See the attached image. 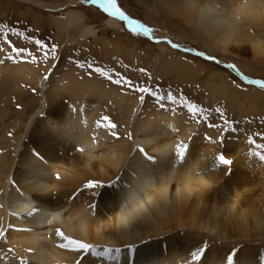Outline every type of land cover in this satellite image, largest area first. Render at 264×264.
<instances>
[{
  "label": "rangeland",
  "instance_id": "1",
  "mask_svg": "<svg viewBox=\"0 0 264 264\" xmlns=\"http://www.w3.org/2000/svg\"><path fill=\"white\" fill-rule=\"evenodd\" d=\"M34 1L40 6L0 0V26H7V35H0V154L6 150L8 140L23 139L29 122L32 119L34 122L46 110L49 95L54 100H62L69 98V92L81 94L89 88L97 96L105 92L110 94L106 101H119L120 111L111 107L109 113L118 132L129 131L134 139L147 124L174 121L180 133L178 137L188 132L184 142L190 156L202 153L212 164L209 168L218 171L219 183L224 186L225 206L222 207L216 189L218 180L211 181L206 189L215 188L207 201L214 208L223 209L222 214L217 212L213 216H217L219 228L228 239L222 241L216 233L201 229H180L179 237H192L194 241L205 238L210 242L207 248H216L227 256L234 254V259L238 249H243L245 254L258 248L264 250V236L248 237L245 229H237L228 217L229 206L235 204L250 215L253 207L260 213L259 220L264 218V160L260 159L264 156V89L247 83V79L264 81V57H254L248 47L224 48L218 42L219 37L206 30L196 13L185 7V0H116L126 15L152 29L151 39L131 32L116 18L118 27L108 28L105 22L110 15L87 0ZM201 1L208 4L210 12L215 8L224 20L232 21L242 34L258 36L260 28H255L247 17L256 0ZM69 10L82 14V25L90 27L94 37L79 39V28L56 30L57 18H63ZM9 40L15 47L25 49V55L9 59L13 55L6 43ZM36 40L49 48L55 45L56 57L49 51L45 60V50L36 47ZM171 43L180 47L173 49ZM197 51L215 60L196 56ZM32 57H36L35 61ZM181 62H187L191 69L182 72ZM97 67L107 75L96 74ZM25 70L33 73L32 80L26 77ZM121 77L130 81L132 87L114 82ZM141 87L165 97L169 92L178 99L182 96L196 106L197 112L190 114L183 104H172L166 99L161 107L153 97L137 91ZM141 95L145 97L143 103ZM131 145L132 152V140ZM4 152L7 160L3 163L0 158V167L5 171L6 165L11 164L9 153ZM220 156L232 164H221ZM15 166L13 159L11 172L5 173L7 181ZM5 192L6 188L2 189V198ZM191 199L192 196L184 207L186 211L191 208ZM211 204L204 212L209 216H212Z\"/></svg>",
  "mask_w": 264,
  "mask_h": 264
},
{
  "label": "bare ground",
  "instance_id": "2",
  "mask_svg": "<svg viewBox=\"0 0 264 264\" xmlns=\"http://www.w3.org/2000/svg\"><path fill=\"white\" fill-rule=\"evenodd\" d=\"M19 1L40 6L34 0ZM185 4L206 30L219 37L224 48L248 47L254 57H264V0H256L247 14L255 28H260L254 37L242 34L215 8L210 7V12L205 1L185 0ZM83 21L81 13L69 10L57 18L55 28L58 32L79 28L81 40L94 37L95 32L82 25ZM105 24L114 30L118 27L112 16ZM191 67L181 62L179 69L185 72ZM25 72L32 80L33 73ZM67 96L54 100L49 95L46 110L34 122L30 119L23 139L7 141L11 165H6L5 171L0 167V193L6 188L4 198L0 195V264H77L78 260L82 264H228L225 252L207 248V239L194 241L177 234L180 229H201L216 233L222 241L228 239L213 216L222 214L223 209L207 201L215 188L206 189L211 181L219 183L218 171L209 168L212 164L202 153L191 157L187 150L183 159L176 154L177 145H186L188 132L178 137L174 121H155L141 127L134 139L129 138V131L118 132L117 128V139L97 125L104 123V116L114 122L110 108L119 112V101H106L110 94L97 96L90 88ZM4 151L0 154L3 163L7 160ZM13 159L16 166L7 181L5 173L11 172ZM90 180L98 186L86 189ZM216 189L224 207V186L219 183ZM190 196L193 203L186 211ZM209 203L212 216L204 213ZM234 205L229 206L228 215L233 225L245 229L248 237L264 236L260 213L252 207L250 215ZM57 228L98 251L119 248L120 255L106 260L60 249L56 246L61 243L55 236ZM160 235L164 237L158 239ZM199 248L205 252L193 260ZM238 250L232 264H264L263 249L247 254Z\"/></svg>",
  "mask_w": 264,
  "mask_h": 264
},
{
  "label": "snow or ice",
  "instance_id": "3",
  "mask_svg": "<svg viewBox=\"0 0 264 264\" xmlns=\"http://www.w3.org/2000/svg\"><path fill=\"white\" fill-rule=\"evenodd\" d=\"M87 3L92 4V5H98L100 8L103 9V11L105 13H107L108 15L122 21L125 23V25L127 26V28L129 30H131V32L137 34V35H144V36H149V38L151 39V33H152V29L150 27H146L145 25L141 24L140 22H138L135 19L130 18L128 15H126V13L124 11L121 10L120 7L117 6V2L116 0H87ZM7 26H0V35H7ZM13 32H15V30H12ZM17 35H21V33H16ZM159 42V41H157ZM6 43L9 44V46L11 47V51H12V56H9V59H14V57L16 56H24L25 55V49H20L15 47V45H13L11 43V41H6ZM36 47L38 49H44V58L45 60L48 59V52L50 51L52 54V57L55 58L56 57V53H57V48L55 45H52L50 48L48 46H46V44H44L43 42H41L40 40H36L34 41ZM170 46L173 49H178L180 46L175 44V43H171ZM186 52H190L192 51V49H185ZM28 55H31V53H28ZM196 56L199 57H203L205 59L208 60H215L214 57H208L205 56L204 53L202 52H195ZM33 61H35L36 57H32ZM2 62V61H0ZM91 68V65L89 66ZM229 68H233L232 65H228ZM95 73L100 75V76H106L107 74L105 73L104 70H102L101 68H95L94 69ZM141 72L145 71L143 69L140 70ZM45 79H48V77L46 76ZM242 79H246L243 78ZM117 84H121L123 82L124 85L129 86L130 88L132 87L131 82L125 80L123 77H121V79L119 80H115L114 81ZM247 83L250 85H255L257 86L259 89H264V81L261 80H255V79H247ZM137 91H139L140 93H145L148 94L149 96L153 97L159 104L161 107H163V101L166 99L168 102L172 103V104H177V103H181L183 104L187 109L188 112L190 114H196L197 109L196 106L194 104H190L188 101L184 100V98L181 96L179 97V99L172 94L171 92L167 93L166 97L165 96H161L156 92H150L149 88L147 87H141L139 89H137ZM145 97L143 95L140 96V100L143 103ZM101 121L104 122L103 124H101L100 122H98V127H104L105 129H107L108 131L111 132V134L113 135L114 138L119 139L118 133L116 131L117 129V125L112 122L110 120L109 117L104 116L101 117ZM129 138H131V136H129ZM188 146L187 145H177L176 147V154L183 159L185 157L186 151H187ZM139 151L141 153H144V149L141 148L139 149ZM152 159V158H150ZM219 161L221 164L226 165V166H230L232 164V161L225 158L224 156H220L218 157ZM261 160H264V156L260 157ZM97 182L94 181H89L87 184H85V188L86 189H94L95 187H97ZM55 236L61 241V243L57 244L56 246L60 249L63 250H68V251H72L75 252L77 254L83 253L85 254V256L87 255H91L93 257H98V258H102V259H106V260H113L115 257H118L120 255V249H109V248H105L103 249V251H98L96 249V247L94 245L88 244V243H84L80 240L71 238L69 236H67L66 234H64L62 232L61 229L57 228L55 230ZM133 252V249L131 247H129V255L131 256ZM205 252L204 248H199L192 256L193 260H199L202 253ZM114 254V255H113ZM228 264H232L233 261V256L229 255L228 258ZM77 264H82V260H78Z\"/></svg>",
  "mask_w": 264,
  "mask_h": 264
}]
</instances>
